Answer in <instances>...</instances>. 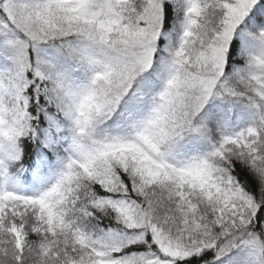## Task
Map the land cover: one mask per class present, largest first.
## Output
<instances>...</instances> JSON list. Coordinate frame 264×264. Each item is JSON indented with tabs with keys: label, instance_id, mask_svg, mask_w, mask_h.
Segmentation results:
<instances>
[{
	"label": "snow or ice",
	"instance_id": "1",
	"mask_svg": "<svg viewBox=\"0 0 264 264\" xmlns=\"http://www.w3.org/2000/svg\"><path fill=\"white\" fill-rule=\"evenodd\" d=\"M0 264H264V0H0Z\"/></svg>",
	"mask_w": 264,
	"mask_h": 264
}]
</instances>
